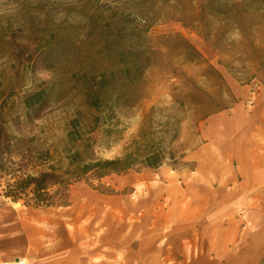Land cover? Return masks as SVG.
<instances>
[{
    "label": "rangeland",
    "instance_id": "1",
    "mask_svg": "<svg viewBox=\"0 0 264 264\" xmlns=\"http://www.w3.org/2000/svg\"><path fill=\"white\" fill-rule=\"evenodd\" d=\"M132 62L135 84L129 98L118 104V126L97 127L91 134L93 155L122 156L142 129L157 133L170 120L174 128L178 125L172 144L178 162L168 159L158 168L137 166L101 180H81L68 188L64 204L52 208L70 210L72 233L98 234L113 223L118 258L103 261L127 264L132 259L127 249L139 248L148 234L147 220L153 223L165 207L166 239L157 248L169 251L164 258H150L164 264L185 262L188 258L178 257V223L173 221L178 217V167L190 164L188 152L200 141L210 115L243 105L252 113L236 139L240 151L229 156L232 199L260 202V211L248 207L241 212H251V219L261 214L262 222L229 226L231 247L237 246L238 235L242 238L233 255L208 258L209 240L195 242V255L200 264H262L264 0H0V105L19 107L26 94L47 88L43 115L34 122L35 132L42 126L50 129L44 137L47 147L60 148L63 130L77 111L88 122L84 74ZM106 199L113 214L109 209L103 221L99 202ZM4 202L18 210L28 207L0 196ZM155 228L152 224L151 235Z\"/></svg>",
    "mask_w": 264,
    "mask_h": 264
},
{
    "label": "crops",
    "instance_id": "2",
    "mask_svg": "<svg viewBox=\"0 0 264 264\" xmlns=\"http://www.w3.org/2000/svg\"><path fill=\"white\" fill-rule=\"evenodd\" d=\"M232 111H218L207 118L200 141L188 152L186 159L190 164L178 167V186L175 187L178 193V217L173 221L178 223V257L188 258L185 262L181 260L180 264H200V259L195 255L199 250L194 245L198 240L212 242L208 258L224 259L230 253H237L234 251L240 249L238 243L241 242V235L236 237L237 246L231 247L229 226L241 225L245 228L250 223L262 222L261 214L251 219V212H241L248 207L260 211L263 207L260 202L232 199L229 156L240 151L235 147L236 139L246 130L252 113L243 105L233 107ZM108 202L107 199L99 202V216L103 221L109 209L110 215L113 214V208H107ZM14 203L11 201L12 205ZM7 204L0 203V264H18L20 259H27L28 264H106L104 259L118 258L119 238L113 223L103 225L98 234L83 231L72 233L70 210L60 212L52 207L18 210ZM157 214L153 223L151 218L147 220L148 234L140 241L139 248L127 249L126 256L132 258L127 264H164L163 260L150 258H164L169 251L157 248L166 239V208L163 211L160 208ZM152 224L156 228L152 229L154 233L151 235ZM207 225L218 226V229L206 232L205 228L201 230L198 227ZM243 231L240 228L239 232ZM211 264L239 263L220 260Z\"/></svg>",
    "mask_w": 264,
    "mask_h": 264
},
{
    "label": "trees",
    "instance_id": "3",
    "mask_svg": "<svg viewBox=\"0 0 264 264\" xmlns=\"http://www.w3.org/2000/svg\"><path fill=\"white\" fill-rule=\"evenodd\" d=\"M135 64L84 74L82 96L91 111L89 120L85 123V114L77 111L63 130L60 148L47 147L44 137L49 128L42 126L35 132L34 122L46 106L47 88L26 94L19 107L0 105V196L28 207L58 206L64 204L68 188L81 180H101L137 166L158 168L168 159L176 164L172 144L178 125L174 128L170 120L160 124L157 133L142 129L122 156L101 159L93 155L91 134L99 125L117 128L118 104L131 95Z\"/></svg>",
    "mask_w": 264,
    "mask_h": 264
},
{
    "label": "bare ground",
    "instance_id": "4",
    "mask_svg": "<svg viewBox=\"0 0 264 264\" xmlns=\"http://www.w3.org/2000/svg\"><path fill=\"white\" fill-rule=\"evenodd\" d=\"M14 204L15 205H19V202H15ZM19 262L20 263H25V262H28V261H27V259H20V260L17 261V263L20 264Z\"/></svg>",
    "mask_w": 264,
    "mask_h": 264
},
{
    "label": "built area",
    "instance_id": "5",
    "mask_svg": "<svg viewBox=\"0 0 264 264\" xmlns=\"http://www.w3.org/2000/svg\"><path fill=\"white\" fill-rule=\"evenodd\" d=\"M20 263V262H19ZM27 262H25V263H20V264H26Z\"/></svg>",
    "mask_w": 264,
    "mask_h": 264
}]
</instances>
